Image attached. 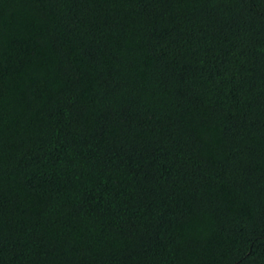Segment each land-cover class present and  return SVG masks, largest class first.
Returning <instances> with one entry per match:
<instances>
[{
    "label": "trees",
    "instance_id": "trees-1",
    "mask_svg": "<svg viewBox=\"0 0 264 264\" xmlns=\"http://www.w3.org/2000/svg\"><path fill=\"white\" fill-rule=\"evenodd\" d=\"M0 264H264V0H0Z\"/></svg>",
    "mask_w": 264,
    "mask_h": 264
}]
</instances>
